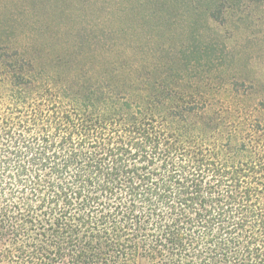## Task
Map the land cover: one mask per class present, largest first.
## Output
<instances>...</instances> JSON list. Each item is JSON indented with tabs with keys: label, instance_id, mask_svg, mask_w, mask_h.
<instances>
[{
	"label": "trees",
	"instance_id": "1",
	"mask_svg": "<svg viewBox=\"0 0 264 264\" xmlns=\"http://www.w3.org/2000/svg\"><path fill=\"white\" fill-rule=\"evenodd\" d=\"M15 1L0 0V108L11 104L10 98L29 108L47 105L53 117L63 112L67 124L75 118L85 134L127 125L124 131L148 142L161 127L176 129L190 137L196 165L234 161L223 176L253 207L264 201V75H233L227 43L205 42L196 33L203 18L215 23L224 18L225 24L229 0L207 4L204 13L195 0H132L122 10L116 1L93 22L66 31V43L59 48L45 39L27 5L19 13L6 10ZM130 19L139 21L134 31L117 24ZM54 37L61 40L59 33ZM261 47L259 62L264 64ZM49 59L65 66L68 75H46ZM193 189L189 200L199 190L195 181ZM56 224L59 228L60 221ZM71 232L77 238L69 237L67 247L75 255L66 252L62 264H161L164 256L159 248L136 246L132 237ZM4 244L0 236V247ZM248 248L259 260L264 227L256 229ZM49 257L54 260L56 254L49 250ZM5 258H11L10 250L0 252V260Z\"/></svg>",
	"mask_w": 264,
	"mask_h": 264
},
{
	"label": "clouds",
	"instance_id": "2",
	"mask_svg": "<svg viewBox=\"0 0 264 264\" xmlns=\"http://www.w3.org/2000/svg\"><path fill=\"white\" fill-rule=\"evenodd\" d=\"M10 99L0 108V252H11L4 264H62L66 252L75 255L72 229L132 237L163 250L161 264H264V248L259 260L248 248L264 227V201L253 207L223 176L234 161L196 165L190 137L173 128L150 133L152 142L127 125L85 134L61 111L53 117L47 105Z\"/></svg>",
	"mask_w": 264,
	"mask_h": 264
},
{
	"label": "rangeland",
	"instance_id": "3",
	"mask_svg": "<svg viewBox=\"0 0 264 264\" xmlns=\"http://www.w3.org/2000/svg\"><path fill=\"white\" fill-rule=\"evenodd\" d=\"M56 1L58 0H44L43 2L16 0L11 2L10 10H6L19 13L22 5H27L34 11L37 24L46 36L45 39L53 43L55 48L56 46L59 48L61 44L66 43V31H77L80 27L93 22L104 10H107L106 8L111 3L120 2V10H122L123 3L129 4L132 0H63L58 1L59 8H57ZM195 2L199 5L198 10L203 13L207 4L215 7L219 3L216 0H195ZM227 6L228 8L224 9V17L227 19L225 24H222L224 18L220 23H215L206 22L202 16V21L196 26V33H199L202 41L205 42L223 40L227 43L230 53L229 61L234 70L233 75H240L242 78L263 76L264 64L259 62L263 53L259 46L264 49V0H229ZM184 9L181 7L180 12L182 13ZM117 24L134 31L135 27L139 26V21L130 19L122 22L118 20ZM58 33L60 41L54 37ZM47 64H49L48 68L43 67L46 69L43 71L46 75L53 74L54 71V74L68 75V69L64 68L65 66H54L55 63L50 59ZM0 264H4V260H0Z\"/></svg>",
	"mask_w": 264,
	"mask_h": 264
}]
</instances>
